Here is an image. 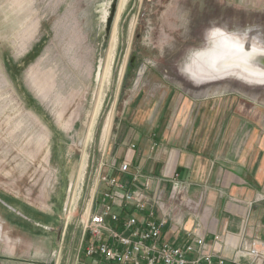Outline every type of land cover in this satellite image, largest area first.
<instances>
[{
  "label": "rangeland",
  "instance_id": "rangeland-1",
  "mask_svg": "<svg viewBox=\"0 0 264 264\" xmlns=\"http://www.w3.org/2000/svg\"><path fill=\"white\" fill-rule=\"evenodd\" d=\"M216 28L264 44V6L0 0V264H87L79 218L123 163L129 123L186 106L191 139L264 144V84L184 71Z\"/></svg>",
  "mask_w": 264,
  "mask_h": 264
},
{
  "label": "crops",
  "instance_id": "crops-1",
  "mask_svg": "<svg viewBox=\"0 0 264 264\" xmlns=\"http://www.w3.org/2000/svg\"><path fill=\"white\" fill-rule=\"evenodd\" d=\"M239 3L264 6V0H239ZM185 108L175 116L170 110L153 121L147 117L146 121L143 118L142 121L129 123L122 136L125 151L119 157L122 162L131 164L130 172H120V165H114L104 172L110 173L112 169L113 175L135 188L142 185L131 181L132 172L140 169L145 177H149L152 187L148 195L151 198L158 192L162 195L165 206L163 209L156 207L159 215H169L166 237L173 241L190 239L183 227L192 229L197 226L208 243L213 242L215 233L238 235L248 211L251 215V230L254 231L255 224H264V200H257L264 193V144L212 141L211 138L210 141L207 140L209 132L199 142L197 138L191 139L188 137ZM152 130L157 135H151ZM220 134L218 132L217 136ZM174 172H179L188 185L185 191L171 197L169 177ZM103 192H99L96 207L105 202ZM114 211L120 216V222L114 224L118 228H121L125 218L138 214L131 206H124L119 201L114 203ZM31 222L40 230L48 229L42 223ZM15 226L17 229L18 226ZM35 232L28 239H35L44 246L45 238L48 243V234L36 229ZM261 232L264 233V229ZM220 247V244L215 246L217 251ZM86 259L87 264H100L96 258ZM24 262L33 264L34 261L25 259Z\"/></svg>",
  "mask_w": 264,
  "mask_h": 264
},
{
  "label": "built area",
  "instance_id": "built-area-1",
  "mask_svg": "<svg viewBox=\"0 0 264 264\" xmlns=\"http://www.w3.org/2000/svg\"><path fill=\"white\" fill-rule=\"evenodd\" d=\"M130 166L129 162H123L119 171L129 173ZM97 179L109 189L103 192L104 203L96 207L92 197L79 218L86 257L96 258L100 264H264V233L261 232L264 224H255L252 231L249 211L238 235L215 233L213 242L208 243L197 226L183 227L190 239L176 242L166 237L169 215L158 214V208L165 206L162 195L158 192L149 197L152 181L140 169L131 173V181L142 185L138 188L104 171ZM169 180L171 197L186 190L188 184L179 172L171 174ZM257 200H264V193ZM117 201L131 206L140 216H129L121 222V228L116 227L114 224L120 222L119 214L114 211ZM217 244L221 245L219 251L215 248Z\"/></svg>",
  "mask_w": 264,
  "mask_h": 264
},
{
  "label": "water",
  "instance_id": "water-1",
  "mask_svg": "<svg viewBox=\"0 0 264 264\" xmlns=\"http://www.w3.org/2000/svg\"><path fill=\"white\" fill-rule=\"evenodd\" d=\"M221 37L212 40L210 45L194 55L197 62L190 70L195 75L203 79L205 76L239 70L249 77L264 78V47L229 37H223L222 41ZM129 66L131 69L132 64ZM186 68L189 69V65Z\"/></svg>",
  "mask_w": 264,
  "mask_h": 264
},
{
  "label": "bare ground",
  "instance_id": "bare-ground-1",
  "mask_svg": "<svg viewBox=\"0 0 264 264\" xmlns=\"http://www.w3.org/2000/svg\"><path fill=\"white\" fill-rule=\"evenodd\" d=\"M216 29L217 30L213 31L212 34H208V39H212V40L218 39L222 35V37H221L222 38V41L224 40L223 37H229V38L241 40L243 42H251L254 45H257V46H259L261 48L264 47L263 42L261 43L257 37H255V38L258 41L252 39L251 38V34H244V35H242V34H239V33H236V32L226 31V30H224L222 28H216ZM252 36H254V35H252ZM194 55L190 58V62L187 64V65H189V69L185 68L184 71L192 79H194L195 81H199L201 83H207V82H211V81H217V80H220V79H225V78H228V77L236 76L238 78H241V79L246 80L247 82L250 81L251 83L264 84V78H255V77L253 78V77H249V76L245 75L244 73H242L239 70H234V71L226 72L224 75L217 74V75H214V76H205L203 79H201L200 76L195 75L192 72V70H190L191 68H193L196 65V62H197L196 61L197 57L196 56L194 57ZM187 65H186V67H187ZM205 66H206V68H208L207 61L205 63Z\"/></svg>",
  "mask_w": 264,
  "mask_h": 264
},
{
  "label": "flooded vegetation",
  "instance_id": "flooded-vegetation-1",
  "mask_svg": "<svg viewBox=\"0 0 264 264\" xmlns=\"http://www.w3.org/2000/svg\"><path fill=\"white\" fill-rule=\"evenodd\" d=\"M33 261H34V260H33ZM34 262H36V263H37V262H38V263H43V262H41V261H36V260H35ZM43 264H44V263H43ZM45 264H46V262H45Z\"/></svg>",
  "mask_w": 264,
  "mask_h": 264
}]
</instances>
